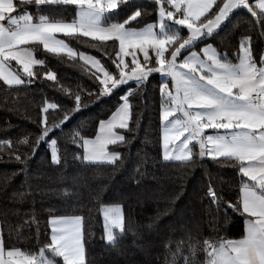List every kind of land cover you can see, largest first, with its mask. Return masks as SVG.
Segmentation results:
<instances>
[{
  "label": "snow or ice",
  "instance_id": "1",
  "mask_svg": "<svg viewBox=\"0 0 264 264\" xmlns=\"http://www.w3.org/2000/svg\"><path fill=\"white\" fill-rule=\"evenodd\" d=\"M122 5L127 10L123 17L117 11ZM240 9L249 13L253 23L241 32L230 55V43L222 42L218 48L207 41ZM70 13L74 15L65 18ZM153 14L156 19L148 22ZM71 40L103 51L113 70L96 56L73 48ZM255 44L261 47L254 48ZM37 51L45 58H38ZM49 56L60 62H82L97 90L62 84L48 67ZM153 74L160 76L161 160L180 174L149 172L146 165L151 158L145 152L133 169L135 192L105 202L104 194L141 131L142 113L133 98L147 106L144 90ZM41 80L52 82L73 106L42 97L37 118L29 117L19 98L22 90ZM0 82L8 94L0 108L30 119L38 129L0 139V162L20 165L5 174L0 195L16 176H24V190L13 191L7 196L12 206L0 209V264H264V0H0ZM125 86L121 102L107 120L99 121L94 137L78 128L68 135L64 147L50 137L90 100L111 96ZM50 111L59 116L51 124ZM42 143L49 149L48 166L58 170L59 182L67 179L64 172L70 160L96 169L93 181L99 182L89 192L92 207L81 196L70 212L47 209L43 233L36 204L55 189L32 181L53 178L29 171ZM69 145L76 151H70ZM120 148L128 151L122 153ZM205 159L237 170L235 202L225 199L224 181L205 173L200 214L178 209L189 173L203 167ZM104 168L112 171L105 175L99 171ZM166 182L175 186L171 192ZM84 186L88 187L86 181ZM62 193L65 198L72 195L67 188ZM128 200L163 202L165 207L149 223L140 224L126 211ZM94 209L102 217L100 252H93L89 243L97 238L92 231ZM229 212L244 218V234L238 239L219 235ZM9 217L16 218L15 225ZM166 217L172 219L162 224ZM129 236L142 257L139 261L130 260L135 253L122 245Z\"/></svg>",
  "mask_w": 264,
  "mask_h": 264
},
{
  "label": "trees",
  "instance_id": "2",
  "mask_svg": "<svg viewBox=\"0 0 264 264\" xmlns=\"http://www.w3.org/2000/svg\"><path fill=\"white\" fill-rule=\"evenodd\" d=\"M34 11V9H31ZM55 11V10H51ZM121 17L127 14V10L124 9L122 5L120 9ZM74 13L66 14L65 18L70 19ZM148 22L156 19L155 14L146 18ZM253 23V18L249 15L246 10L240 9L234 11L230 16L229 20L221 27L218 35H215L214 39H210L207 42L212 43L216 47H222V42L230 43L228 49L229 54L235 50L238 46V38L241 32L248 27L249 24ZM64 38V37H63ZM73 48L80 51H85L86 53L93 54L101 59L109 70H113V67L108 60V56L104 54L103 51L93 48L84 43H80L75 40L68 41ZM261 47L260 44H255L254 48ZM112 49H108L109 54ZM38 58H45L43 54L37 51ZM48 67L51 68L57 74V78L65 86H70L75 89L76 85H82L90 91L95 92L97 90L96 83L90 78L88 72L81 67L80 61L76 63L71 62H60L56 58L51 56L47 57ZM160 77L153 75L149 79L144 90V103L146 107L139 105V97H134V102L138 105L137 111L142 113L141 117V131L137 139L133 141L130 146V156L126 160L122 170L116 173L115 177L111 181V187L108 192L104 194L105 202H116L120 198V193H133L135 192V185L131 179L133 175V169L136 164L140 162V158L147 152L148 156L151 158L146 165L149 172H156L160 176H178L179 171L166 167L161 160V146H160V120H159V88ZM132 87H135L133 84ZM127 88L118 89L111 96H105L96 100L93 98L87 103L81 111L76 112L70 116V119L65 122L61 129H55L50 133V137L56 138L58 144L61 147L65 146V141L68 135L75 129H80L83 135L92 137L95 135L98 124L100 120L108 118L117 108L120 101V96L124 94ZM8 95L3 91L2 82H0V103H2L3 98ZM42 97H47L50 102H56L62 106L71 108L73 106V101L64 95L58 87H54L52 82L36 81L32 85L28 86L26 89L22 90L20 95V104L22 106H27V115L32 119L37 118V113L39 111L38 105ZM59 116L57 114H49V124L58 121ZM9 123L11 127L9 128ZM7 129V131H2ZM33 132L37 133L38 129L36 124L32 123L30 119H25L20 115L12 112H8L3 108H0V139L3 138H16L22 132ZM151 140L150 144H146L145 140ZM70 151H76L75 146H68ZM122 153L127 152V148L119 149ZM139 153V155H138ZM50 152L45 143H42L37 150L36 156L29 162L31 173H37L38 171L44 172L46 175L51 176L52 182L47 179L42 181L33 180L32 183L35 185L40 184L41 187L55 189L53 192H49L44 196L43 203H37L36 208L38 210V218L41 223L42 233L46 227L47 220V209L53 208L58 211V213L70 212L71 207L76 205L77 200L83 197V201L88 207H92L90 203L89 192L97 188V183L93 181V175L97 171L91 167H86L78 162L69 161V166L67 167L64 175L67 179L64 182H59L58 170L48 166L50 161ZM20 165L16 163L0 162V188H3L5 182V174H11L13 171L18 169ZM105 175L110 173L112 170L110 168L100 169ZM205 173H211L213 178L218 181H224L223 187L225 190V199L235 202L237 192L239 189V177L236 169L231 167H221L211 160L205 159L203 167L197 166L192 170L185 183L184 195L179 201H177L178 209H185L186 211H195L197 215L200 214V210L203 207L199 197L203 195L204 186L206 184ZM77 174H83L82 177ZM24 181L23 175L16 176L6 188L4 195H0V209L6 206H12L7 203V196H9L13 191H23L21 187ZM85 181L88 187L84 186ZM105 183L107 181H104ZM146 184L154 186V182L151 180L145 181ZM166 187L169 192L174 189L172 183L166 182ZM67 188L72 194L70 197L65 198L63 196L62 190ZM41 197H37L40 200ZM207 200L204 201V204ZM130 205L129 209H126L130 213L133 220L140 224H147L150 222V218L156 215L158 209L162 210L165 207L163 202L159 204L154 202H144L143 204H137L134 200H128ZM29 205H23L24 209H27ZM93 228L92 231L96 233V239H92L89 243L93 246V252H100L102 241L99 240V235L101 232L102 217L94 209L92 213ZM12 223L15 225L16 218L9 217ZM172 217H166L161 221L162 224L167 223ZM244 218L238 215H233L229 212L227 221L221 228L219 235L225 236L230 239H238L244 234ZM35 232V227L32 229V233ZM205 235L208 234L207 228L204 229ZM177 236L180 235L179 232L176 233ZM42 235V239H43ZM152 239L151 237H145V240ZM144 241H139L143 243ZM157 244L160 243L159 238L155 240ZM7 243V235H6ZM122 245L125 246L129 252L135 253V255L129 257L130 260L139 261L142 257L139 255L138 250L133 246V238L131 236L127 237L122 241ZM22 247L24 245H21ZM159 250V248L157 249ZM121 264H124L121 261Z\"/></svg>",
  "mask_w": 264,
  "mask_h": 264
},
{
  "label": "rangeland",
  "instance_id": "3",
  "mask_svg": "<svg viewBox=\"0 0 264 264\" xmlns=\"http://www.w3.org/2000/svg\"><path fill=\"white\" fill-rule=\"evenodd\" d=\"M226 22H227V21H226ZM226 22H225V23H226ZM222 26H223V25H222ZM222 26H221V27H222ZM201 47H203V45H201ZM87 54H89V55H93V54H90V53H87ZM93 56H95V55H93ZM96 57H97V56H96ZM97 58H99V57H97ZM99 59H100V58H99ZM101 62H102V61H101ZM102 63H103V62H102ZM105 67H106V66H105ZM107 68H108V67H107ZM153 75H157V76H159L158 74H153ZM159 77H160V76H159ZM132 85H133V84H132ZM126 88H127V87L125 86V87H122V88H120V89H124V90H125ZM117 90H118V89H117ZM115 91H116V90H115ZM115 91H114V92H115ZM110 116H111V115H110ZM110 116H109V117H110ZM109 117H108V118H109ZM108 118H106V119H104V120H107ZM94 136H95V135H94ZM94 136H92V137H94ZM92 137H89V138H92Z\"/></svg>",
  "mask_w": 264,
  "mask_h": 264
},
{
  "label": "crops",
  "instance_id": "4",
  "mask_svg": "<svg viewBox=\"0 0 264 264\" xmlns=\"http://www.w3.org/2000/svg\"><path fill=\"white\" fill-rule=\"evenodd\" d=\"M60 38H63V37L61 36ZM12 66L16 67L15 62H12ZM209 131H211V130H209Z\"/></svg>",
  "mask_w": 264,
  "mask_h": 264
}]
</instances>
